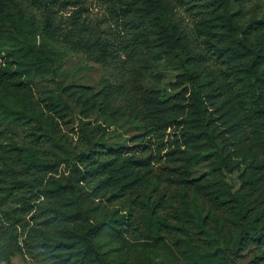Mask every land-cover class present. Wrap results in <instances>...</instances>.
Returning <instances> with one entry per match:
<instances>
[{"label": "rangeland", "instance_id": "1", "mask_svg": "<svg viewBox=\"0 0 264 264\" xmlns=\"http://www.w3.org/2000/svg\"><path fill=\"white\" fill-rule=\"evenodd\" d=\"M120 1L129 0H49L37 7L25 0H0V36L6 33L16 38L0 39L5 47L16 49L30 44L33 55L46 62L42 54L45 49L53 60V63L46 62V75L30 76L32 84L26 100L15 99L16 106H10L20 110L24 106L28 111L30 104L27 100H30L44 113L43 121L32 122L36 131L45 135L40 157H44L47 166L42 174L35 176L42 181L41 188L33 187L34 183L23 172L24 165L16 157H11L13 148L26 144L24 131L27 127H19L7 113L4 118L0 117V264H47L51 256L43 244L47 237L65 239L70 231H74L77 237L89 225L104 222L109 226L99 235V245L114 264H264V261L254 260V252L231 257L226 262L213 253V249L219 247L217 242L199 249L187 240L179 239L174 232L168 235L158 233L148 214L138 209L132 215L133 226H128L124 217L132 208L133 196L129 191L140 185L131 187L132 184H127L128 190L123 187L122 198L109 197L124 183L133 180V176L124 183L112 180L108 187L101 185L98 192L93 191L95 184L105 181L115 169L112 161L104 167L105 175L93 179L86 187L85 214L76 216L73 213L72 218H67L66 213L70 212L63 204L75 197L69 192L60 191L58 196L42 193L43 186L51 179L64 185L75 181V169L83 168L76 163L75 156L80 152L83 135L87 133L98 143L119 148L124 156L149 159V181L160 180L155 190L152 184L146 190L150 202L163 196L165 208L161 211L171 222H174V208L179 207L178 212H181L180 187L166 181V177L169 170L186 166L183 161L186 154L198 153L193 146H186L180 136L181 129L188 131L182 119L188 111L186 103L191 87L179 64L168 62L163 54L155 56L156 32H149L148 38H143L145 45L132 50L133 31L130 21L117 6ZM179 1L175 20L184 41L195 48L200 57L194 67L201 69L207 80L220 85L219 74L224 66L212 56L205 36L197 35L191 4L187 0ZM96 36H100L105 49L90 46ZM109 52L111 55H107ZM5 57L3 53L0 55V64L4 63ZM102 59L107 63L103 64ZM145 60L148 61L146 65ZM231 76L234 84V72ZM106 84L111 85L113 91L121 86L123 97L156 91L170 103L178 100L185 108L183 118H178L180 127L174 123L163 136L150 137L145 134L142 124L129 114L128 104L122 97L114 94L107 112H84L78 107L76 98L68 97L77 88L82 90L80 87H84L88 95L101 92ZM239 90L238 86L231 88L224 97L232 101L229 103L231 110L226 106L209 110L212 111L213 126L221 130L223 136H229V143H232L229 144L233 153L229 155L228 170L213 173L206 162H199L187 170L190 179L226 185L236 191L240 177L244 173L251 174L250 166L264 164V152L258 149L257 136L252 133L251 120L247 119L248 107L241 101ZM52 101L60 105L59 114L47 110L49 106L46 105ZM47 117L52 120H46ZM241 130L246 136L238 135ZM139 189L142 193V187ZM80 192L85 195L82 190ZM215 216L219 219L218 227L221 223L227 224L225 215L215 213ZM211 229L214 233L212 225ZM217 230V239L223 247L233 241L226 226Z\"/></svg>", "mask_w": 264, "mask_h": 264}, {"label": "trees", "instance_id": "2", "mask_svg": "<svg viewBox=\"0 0 264 264\" xmlns=\"http://www.w3.org/2000/svg\"><path fill=\"white\" fill-rule=\"evenodd\" d=\"M25 1L37 7L49 0ZM187 2L191 4V11L196 19L194 27L197 35L205 36L206 45L212 50V56L216 62L224 66L219 74L220 85L207 80L202 70L194 67V64L200 61V57L195 48L184 41L185 37L175 20L179 0H129L117 4L123 16L131 23L130 28L134 36L130 43L132 50L145 45L146 41L143 38L146 36L148 38L149 32H156L155 56L163 54L168 62L179 64L184 70L185 81L191 87L186 103L188 111L182 119L188 131L181 129L180 136L186 146H193L198 153L186 154L183 159L185 167L168 169L166 181L180 187L181 212H178L179 207L174 208L172 217L174 222L161 211L165 208L164 197L160 196L151 203L146 192L151 184L155 190L160 181L157 178L149 181V159L134 155L124 156L119 148L98 143L87 133L83 135L80 152L75 156L76 163L83 167L75 169L77 172L75 181L71 185H64L51 179L43 186L42 193L46 196L53 194L58 196L60 191L69 192L75 197L63 204L70 212L66 213L67 218H72L73 213L76 216L84 213L83 208L87 205L86 187L93 179L102 178L105 175L104 167L112 161L116 165L115 169L110 171L105 181L99 184L97 182L93 191L98 192L101 185L108 187L112 180L124 183L133 176V180L124 183L109 197L122 198L123 187L128 190L127 184H132L131 187L135 184L140 185L132 187L129 191L133 196L130 202L132 208L124 217L128 226H133L135 220L132 215L134 210L138 209L148 214L151 225L158 233L168 235L174 232L179 239L183 238L199 249L211 247L217 242L219 247H215L213 253L226 262H229L231 257L238 258L252 252L256 253L254 260L264 261V164L250 166L251 174L244 173L240 177V186L236 191L218 183H200L199 179H190L187 173L189 168L199 162H206L213 173L228 170L229 155L233 153L229 150V144L232 143H229V136H223L222 131L213 126V119L210 118L212 111L209 110L210 108L220 110L222 106L231 110L232 106L229 103L232 101L224 97L231 88L237 86L240 88L241 101L248 107L247 119L251 120L252 133L257 136L255 140L258 149L264 152V0H187ZM4 38L16 39L6 33L0 36V39ZM90 46L101 48L103 44L100 36H96ZM32 51L30 44L7 49L5 43L0 40V55L3 53L6 56L4 63L0 64V117L4 118L7 113L11 116V121L19 127H27L24 131L26 144L13 148L11 157H16L24 165L23 172L34 183L33 187L41 188L42 181L37 180L35 176L42 174L47 166L44 157H40L45 135L37 132L32 122L43 121L44 113L30 100H27L30 104L28 111L24 106L21 110L10 108L16 106L13 101L15 99L26 100L29 85L32 84L30 76L46 75L48 73L46 62L53 63L49 51L42 50L46 62L33 55ZM101 62L107 63L106 59H102ZM146 64L147 60L144 61V65ZM232 72L236 80L234 84L230 80ZM80 88L82 90L77 88L68 97L76 98V103L82 111L107 112L112 96L122 97L128 104L129 114L142 124L145 134L150 137L163 136L174 123L180 127L178 118L184 116L185 108L178 100L170 103L168 98L156 91L123 97L124 91L121 86L113 91V87L106 84L101 92L89 95L85 93L84 87ZM46 106H49L46 107L49 112L59 114L60 105L56 101ZM48 119L52 120L51 117H47L46 120ZM238 135L246 136L243 130L239 131ZM80 190L85 195L81 194ZM215 213L225 215L227 224L221 223L218 227L219 219ZM122 224L126 223L122 221ZM108 226L107 222L89 225L87 230L79 233L77 237L74 231L67 232L65 239L47 237L43 243L51 253L47 264H114L99 245V235ZM224 226L233 237V241L226 247L217 239L219 233L217 229L221 230ZM135 231L137 232L136 227Z\"/></svg>", "mask_w": 264, "mask_h": 264}]
</instances>
